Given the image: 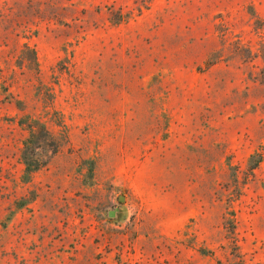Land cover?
Wrapping results in <instances>:
<instances>
[{
	"label": "rangeland",
	"instance_id": "374dc122",
	"mask_svg": "<svg viewBox=\"0 0 264 264\" xmlns=\"http://www.w3.org/2000/svg\"><path fill=\"white\" fill-rule=\"evenodd\" d=\"M262 154L264 0H0V264H264Z\"/></svg>",
	"mask_w": 264,
	"mask_h": 264
},
{
	"label": "trees",
	"instance_id": "16d2710c",
	"mask_svg": "<svg viewBox=\"0 0 264 264\" xmlns=\"http://www.w3.org/2000/svg\"><path fill=\"white\" fill-rule=\"evenodd\" d=\"M259 160L255 163V167L253 169L258 168V166L260 165V163L262 162L263 158H264V154L262 155H258ZM256 158V155L252 157V159Z\"/></svg>",
	"mask_w": 264,
	"mask_h": 264
}]
</instances>
